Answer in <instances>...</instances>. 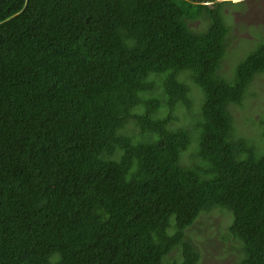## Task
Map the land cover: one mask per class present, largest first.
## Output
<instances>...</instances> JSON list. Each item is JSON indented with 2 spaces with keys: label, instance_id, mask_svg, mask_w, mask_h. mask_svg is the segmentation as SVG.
<instances>
[{
  "label": "trees",
  "instance_id": "1",
  "mask_svg": "<svg viewBox=\"0 0 264 264\" xmlns=\"http://www.w3.org/2000/svg\"><path fill=\"white\" fill-rule=\"evenodd\" d=\"M224 5L0 0V264H200L213 209L264 264V43L221 75Z\"/></svg>",
  "mask_w": 264,
  "mask_h": 264
},
{
  "label": "rangeland",
  "instance_id": "2",
  "mask_svg": "<svg viewBox=\"0 0 264 264\" xmlns=\"http://www.w3.org/2000/svg\"><path fill=\"white\" fill-rule=\"evenodd\" d=\"M219 1H225L223 11L229 28L225 70L221 71V75L229 78L228 75L236 65L235 61L246 56L260 43H264V0ZM244 106H246L244 109L231 108L237 120L236 132L240 136H259L261 130L253 124L252 120L264 112V74L252 85L250 96L246 97ZM186 156L187 154L184 158L188 160ZM204 215V218L209 217L211 220L204 222L205 224L201 227L194 225L188 232L202 252L200 264H235L239 253L226 239L229 235L228 229L222 222L223 220L227 224L232 212L213 209L212 212L204 213ZM198 221L201 222V217Z\"/></svg>",
  "mask_w": 264,
  "mask_h": 264
},
{
  "label": "clouds",
  "instance_id": "3",
  "mask_svg": "<svg viewBox=\"0 0 264 264\" xmlns=\"http://www.w3.org/2000/svg\"><path fill=\"white\" fill-rule=\"evenodd\" d=\"M237 2H238V0H237Z\"/></svg>",
  "mask_w": 264,
  "mask_h": 264
}]
</instances>
